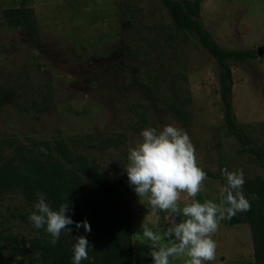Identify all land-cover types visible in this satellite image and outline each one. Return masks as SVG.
<instances>
[{
    "label": "rangeland",
    "instance_id": "1",
    "mask_svg": "<svg viewBox=\"0 0 264 264\" xmlns=\"http://www.w3.org/2000/svg\"><path fill=\"white\" fill-rule=\"evenodd\" d=\"M199 1L200 23L219 46L255 52L230 64L242 142L223 120L215 59L195 37L176 29L158 0H0V163L29 154L38 142L62 141L121 190L129 188L133 264H153L143 229L170 244L164 233L173 222L128 182L129 151L145 128L173 124L195 147L207 178L195 198L181 193L180 208L193 199L219 203L224 168L243 172L245 196L249 183L264 178V0ZM10 8L32 11L40 43L6 25L3 12ZM88 184L86 201L99 195ZM34 204L18 193L0 195V264H38L9 259L5 241L48 237L29 221ZM212 239L215 259L203 264H254L246 223L227 226L222 220ZM187 259L173 257L170 264Z\"/></svg>",
    "mask_w": 264,
    "mask_h": 264
},
{
    "label": "trees",
    "instance_id": "2",
    "mask_svg": "<svg viewBox=\"0 0 264 264\" xmlns=\"http://www.w3.org/2000/svg\"><path fill=\"white\" fill-rule=\"evenodd\" d=\"M171 17L179 31L196 38L198 43L215 59L219 68V95L223 108V120L229 134L243 141L233 111V77L231 63H244L255 57L254 50H229L219 46L200 23L199 0H158ZM7 26L22 28L27 36L40 43L33 21V13L26 8H10L3 12ZM113 146L116 147L115 144ZM94 184L99 191L96 198L86 201V194ZM246 198L251 208L239 212L224 224L234 226L246 223L249 226L253 245L254 264H264V178L249 183ZM37 191L44 194L53 210L61 204H69L66 215L74 222L87 220L91 232L75 223L71 231L61 232L57 243L52 237L25 239L11 238L14 244L5 240L10 247L9 259L30 258L38 264H72L73 246L76 238L84 235L92 248L88 259L81 264H133L132 229L130 212L126 207L130 197L129 188H119L106 173L89 162L85 155L62 141L38 142L29 154L19 152L17 158L0 163V195L18 193L28 203L37 202ZM82 206V210L80 207ZM184 217L179 216L178 220ZM46 230V225L42 227ZM14 245V246H13ZM1 250V248H0Z\"/></svg>",
    "mask_w": 264,
    "mask_h": 264
},
{
    "label": "clouds",
    "instance_id": "3",
    "mask_svg": "<svg viewBox=\"0 0 264 264\" xmlns=\"http://www.w3.org/2000/svg\"><path fill=\"white\" fill-rule=\"evenodd\" d=\"M142 141L130 148L125 167L128 182L139 198L147 197L152 208L170 213L173 222L164 233L171 243L162 244V236L149 228L143 229V237L150 248L149 255L153 264H170V258L186 256L185 264H203L213 261L217 244L212 235L218 230L220 221L231 219L239 212L249 211L250 201L243 192L245 183L242 171L221 170L224 184L217 183L220 202L205 200L203 203L193 199L191 203L179 207L181 193L195 198L201 190L206 173L198 166L196 150L186 131L173 124L162 129L145 128L141 133ZM37 202L29 221L37 228L46 225V231L52 237L51 243L58 242L60 234L69 225L84 228L91 232L87 220L74 222L66 215L69 204H61L53 210L43 193L37 191ZM184 219L177 222L176 217ZM92 248L84 235L76 238L73 246L72 264H81L88 259V250Z\"/></svg>",
    "mask_w": 264,
    "mask_h": 264
},
{
    "label": "water",
    "instance_id": "4",
    "mask_svg": "<svg viewBox=\"0 0 264 264\" xmlns=\"http://www.w3.org/2000/svg\"><path fill=\"white\" fill-rule=\"evenodd\" d=\"M262 49L261 48H258V50H257V52H258V54H262Z\"/></svg>",
    "mask_w": 264,
    "mask_h": 264
}]
</instances>
